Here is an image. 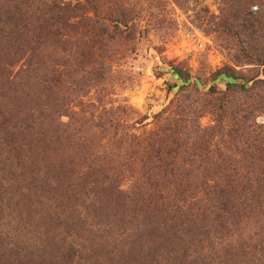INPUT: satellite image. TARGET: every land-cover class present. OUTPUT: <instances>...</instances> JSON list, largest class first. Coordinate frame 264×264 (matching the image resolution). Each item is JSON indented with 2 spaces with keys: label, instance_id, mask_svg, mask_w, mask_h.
Wrapping results in <instances>:
<instances>
[{
  "label": "rangeland",
  "instance_id": "obj_1",
  "mask_svg": "<svg viewBox=\"0 0 264 264\" xmlns=\"http://www.w3.org/2000/svg\"><path fill=\"white\" fill-rule=\"evenodd\" d=\"M81 2L58 22L0 15L1 112L112 125L69 149L28 134L34 153L5 173L0 134V264H264V0Z\"/></svg>",
  "mask_w": 264,
  "mask_h": 264
},
{
  "label": "trees",
  "instance_id": "obj_2",
  "mask_svg": "<svg viewBox=\"0 0 264 264\" xmlns=\"http://www.w3.org/2000/svg\"><path fill=\"white\" fill-rule=\"evenodd\" d=\"M49 1V0H48ZM46 0H3L1 2L0 6V15L3 16V25L5 23H8L9 25L15 26L18 24V26L21 24L23 27H25L26 24L30 25V15L31 13L34 14L37 12H43L42 15H50L53 10H57V13L55 16L50 17L51 19H55V21H61V19H64L66 16H70L75 14L76 12H79L83 10V2L81 0H74L76 3L74 5H64L60 4L57 5H46ZM51 2H56V0H50ZM39 5V6H38ZM96 25V21H93ZM93 26V25H92ZM104 33L109 32H116V28L113 26L112 28H106L103 29ZM168 73L172 76V78L176 79L178 82L181 83V86L184 87L187 84L190 83L191 79L188 76H183L181 71L176 68H171ZM214 82H221L225 81L226 86L228 90L230 91L231 88L238 87L237 84L234 83L235 78L234 77H227L221 72L214 73L213 76ZM256 81H259L258 78L250 81L249 83H254ZM177 85L171 86V88H176ZM243 87V86H239ZM233 92V90H232ZM16 109H14V115L7 114L6 111H0V134L3 135L1 144L6 149V157L5 161L3 162V168L2 173H5L7 170L9 172V169L6 167V162L8 161H15V164L18 166V161H22V157L25 156L24 152L28 151L29 153H34V148H29V144L31 143L30 139L27 137L28 134H36L40 135L42 139H39L37 144L42 141L46 140V137L50 136V139L52 140L51 144L56 145L58 147L62 148H70L73 145L74 138H76L77 142L83 144L84 146H87V140L85 139L86 133H90L93 129L103 130L106 127L111 128L112 125L104 126L103 124L99 123V121L102 119L100 116H92L97 119L96 122H91L95 125H90V121H85L86 118H79L77 114L65 112L62 110H32V108H29L25 103L21 106L17 105ZM62 118L66 119V122L62 121ZM93 119V118H91ZM45 124L48 126H44ZM89 124V125H88ZM51 128V130H49ZM161 135L160 137H154L156 139V144L159 146H163L166 143V136L163 132V130H160ZM23 133L26 134V137L24 138V144L23 139H20V136H23ZM17 137L19 138L17 140ZM50 140V141H51ZM64 143H67L66 145ZM88 143H91L89 141ZM49 144V143H48ZM124 144V148L128 149L131 147L130 144L122 142V145ZM50 145V144H49ZM147 148H149L152 151L153 154V147L146 143L145 144ZM102 148H106V146H102ZM121 148V147H120ZM155 159L157 163L160 165H166V162H164L163 159L159 157V150H157L155 153ZM167 164H170L167 162ZM175 179L174 176H170V178H167L165 180V183H173V180ZM226 179V177L224 178ZM211 193L214 196L212 198L213 201L216 203H219L221 206H226L230 201V194L225 189L219 190L218 185L211 186ZM1 191V190H0ZM7 195L11 194L7 192V189L3 193H0L1 195ZM101 211L100 208L95 209L94 211ZM166 212V211H165ZM167 213V212H166ZM177 219V217L169 219L168 221H174ZM181 224H184L181 223Z\"/></svg>",
  "mask_w": 264,
  "mask_h": 264
}]
</instances>
